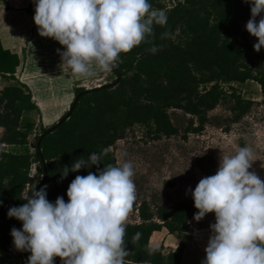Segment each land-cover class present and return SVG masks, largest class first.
I'll return each instance as SVG.
<instances>
[{
	"label": "trees",
	"instance_id": "16d2710c",
	"mask_svg": "<svg viewBox=\"0 0 264 264\" xmlns=\"http://www.w3.org/2000/svg\"><path fill=\"white\" fill-rule=\"evenodd\" d=\"M174 1L167 9L160 0H150L154 9L166 10V25H154L146 42L120 54L118 66L111 71L116 77L113 84L77 90L71 111L41 132L33 156L0 151V251L9 248L11 229L22 226L7 216L10 207L26 203L23 197L34 186L39 190L47 185L51 202L58 196L67 201L66 190L75 176L117 165L111 148L128 129L137 125L153 129L155 139L176 136L179 130L167 113L175 109L190 116L184 133L199 134L208 123V114L228 100L232 102L230 121L237 123L250 111L252 101L221 85L254 82L264 98V49L254 51L241 32L250 18V5L244 0ZM153 46L155 53L150 51ZM18 66V57L0 44V78L8 83L0 88V144L11 146L27 145L35 129L33 122L23 121V115L36 107L30 91L14 78ZM104 150L107 154L101 164L70 171L60 179L64 166ZM33 165L40 177L37 183L30 174ZM132 211L138 212L140 223L127 224L126 261L181 264L183 243L168 254L158 247L150 255L154 248L150 238L162 230L171 235L186 232L196 212L193 200L176 202L171 209L162 207L155 213L147 203L138 207L135 201ZM137 232L141 236L134 240ZM54 264H62L61 259L54 257Z\"/></svg>",
	"mask_w": 264,
	"mask_h": 264
},
{
	"label": "clouds",
	"instance_id": "9594fccd",
	"mask_svg": "<svg viewBox=\"0 0 264 264\" xmlns=\"http://www.w3.org/2000/svg\"><path fill=\"white\" fill-rule=\"evenodd\" d=\"M244 2L250 5L245 30L256 38L253 50L259 52L264 48V0ZM33 3L38 34L63 46V51L57 50L61 65L79 76H91L93 66L113 71L121 53L146 42L154 25L167 23L166 10L154 9L150 0ZM106 154L104 150L76 159L63 167L60 179L101 164ZM253 161L251 149L239 147L234 154L220 156L215 174L201 178L191 190L197 210L193 220L214 214L202 264H264V180L250 171ZM134 175L132 162L126 160L77 175L67 187V201L60 196L49 201L47 185L32 187L23 197L26 203L7 211L9 218L22 222L20 229L10 231L14 248L30 253L27 264H54V257L62 264H131L125 259V234L137 198ZM140 236L137 232L133 239Z\"/></svg>",
	"mask_w": 264,
	"mask_h": 264
},
{
	"label": "rangeland",
	"instance_id": "374dc122",
	"mask_svg": "<svg viewBox=\"0 0 264 264\" xmlns=\"http://www.w3.org/2000/svg\"><path fill=\"white\" fill-rule=\"evenodd\" d=\"M22 2L23 0H0V24L7 26L5 30L11 29L10 21L13 17L14 29L24 28L22 26H25L26 21L22 18L25 17L28 22L30 20L25 29L32 30L31 25H34L33 0H31V5L24 6ZM160 3L167 9H171L176 4L174 0H160ZM246 22L242 24L241 32L253 46L256 38L245 30ZM25 40V37L21 40L20 49H28L29 57L35 58L37 66L41 63L48 66V52L44 50L48 44L54 45V41L50 40L49 43H45L48 39L44 37L45 44L33 49ZM263 49L256 52L260 53ZM37 53L40 54V58ZM54 61L58 62V55L55 56ZM51 67L49 66L48 70H51ZM91 72V76L70 73L67 77L70 83L62 80L59 86L52 80L43 79L39 81L40 83L31 85L30 89L26 87L36 98L35 101L32 100L36 110L25 113L23 121L33 122L35 129L27 145L0 144V151L33 156L35 153L33 147L37 138L43 130L52 127L69 111L77 90H91L110 85L116 79L112 72H104L96 66L92 67ZM14 78L20 83L17 77ZM7 84L4 79L0 78V88ZM221 86L227 92L235 89L242 98L252 101L250 111L239 122L230 121L232 102L228 100L208 114V123L201 133H184L190 116L180 110L169 109L167 111L169 119L179 130L178 135L155 139L153 129L137 125L128 129L124 138L117 141L111 148L117 165L126 160L131 161L134 166L138 207L145 202L155 213L162 207L171 209L176 202L193 200L191 190L195 188L199 180L215 174L220 156L234 154L239 147L247 146L251 149L255 161L252 162L250 171H254L264 180V98L260 87L254 82ZM30 174L36 183L40 180L36 165L32 166ZM193 216L186 232L171 235L166 230H162L151 236L150 245L154 248L161 247L163 253L168 254L174 251L179 243H183L185 250L181 264H202L205 256L204 248L211 234L209 226L214 223V214L208 213L200 221L193 220ZM139 223L138 212H130L126 224ZM29 255V252L17 251L11 242L7 251H0V264H27Z\"/></svg>",
	"mask_w": 264,
	"mask_h": 264
},
{
	"label": "crops",
	"instance_id": "0c3cea01",
	"mask_svg": "<svg viewBox=\"0 0 264 264\" xmlns=\"http://www.w3.org/2000/svg\"><path fill=\"white\" fill-rule=\"evenodd\" d=\"M30 3H31V0H23L22 2L24 6L29 5ZM33 9H34V6H33ZM22 19L26 21V24L30 23V20L28 22V20H26L25 17H23ZM10 23H11L10 30H5L7 26H5L3 23L0 24V44L3 50L9 51L11 54H14L18 57L19 66L16 69V73L14 77H17L16 79H18V81L22 85L26 86L29 89L31 85H33L34 83H40L39 81H43V79L52 80L54 81L53 82L54 84L55 83L57 84V86L62 84V80L63 82L70 83V81L67 80V77L69 76L70 73L64 69L63 65H61V58L57 51L58 49L60 51H63V46L60 45L54 39L47 37L48 40H45V43L47 42L49 43L50 40L54 41V45L48 44L44 50V52L47 51L49 53V54L47 53V60H48L47 65L48 66H44V63H41V65L37 66L35 62V58L29 57L28 49L27 50L26 48H24V50L22 48L20 49L21 40L25 37L26 38L25 41L29 44L28 46L30 48L32 47L33 49H36L38 47H42L45 44L43 40L44 37L38 34L37 26L35 24L31 25L32 30L29 31L30 29L29 30L25 29V26L27 27L26 24L25 26H22L24 28L15 26V27H18L19 29L18 28L14 29L13 28L14 17L12 18ZM56 55H58V62L55 63L54 58ZM37 56L40 58L39 53H37ZM49 66H52L51 70H48ZM64 80H67V81H64ZM59 92L62 93L61 91ZM31 96H32V100L35 101L36 98L34 94L33 95L31 94Z\"/></svg>",
	"mask_w": 264,
	"mask_h": 264
},
{
	"label": "water",
	"instance_id": "95a60500",
	"mask_svg": "<svg viewBox=\"0 0 264 264\" xmlns=\"http://www.w3.org/2000/svg\"><path fill=\"white\" fill-rule=\"evenodd\" d=\"M72 109V108H71ZM71 109L69 111H71ZM39 147V143L37 144V148Z\"/></svg>",
	"mask_w": 264,
	"mask_h": 264
}]
</instances>
